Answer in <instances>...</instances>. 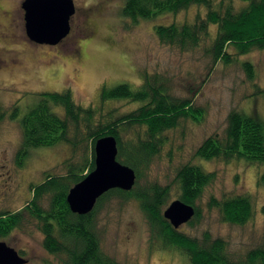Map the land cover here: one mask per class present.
I'll return each mask as SVG.
<instances>
[{
	"label": "rangeland",
	"instance_id": "1",
	"mask_svg": "<svg viewBox=\"0 0 264 264\" xmlns=\"http://www.w3.org/2000/svg\"><path fill=\"white\" fill-rule=\"evenodd\" d=\"M19 1L5 2V7L12 12V22H15L11 27L15 40L8 43V47H25L31 43L35 52L43 51L50 55L46 54L40 62L28 56L24 68L0 73V105L6 110L0 120V212L22 209L32 195V184L41 182L47 172H63L62 163L70 155L68 144L60 142L33 147L23 162H19L20 120L37 106L42 90L71 87L80 102L96 105L101 101L103 84L111 88L126 82L136 88L148 71L169 77L172 91L177 95L191 96L204 114L199 119L191 116L182 118L176 127L166 132L167 141L143 172V179L169 184L171 202L178 198L176 175L183 163L192 161L207 171L216 172L197 201L201 219L194 224L184 223L177 229L198 236L210 230L214 236L227 239L231 252L235 254L264 242V183L260 182L264 162L206 159L196 155L205 138L224 131L232 109L255 116L264 127V92L258 91L253 84L256 82L264 87V48H254L241 54L230 45L228 51L234 54V60L213 63L205 47L216 35L215 24L210 26V34L200 46L186 50L162 43L155 31L158 24L193 20L199 7L193 5L178 13L162 12L135 22L123 15L126 0L111 1L106 12L98 17L94 37L88 35L89 31L82 25V8H93L100 0H74L78 10L71 19L72 31L62 42V49L37 45L28 37L20 19ZM234 3L239 7L243 1L234 0ZM76 37L86 39L88 43V56L80 64L70 59ZM245 61L253 65L255 75L252 79L243 67ZM105 104L117 106L120 111H129L140 105L129 100H111ZM245 193L254 202V215L247 223L223 221L219 209L209 206L212 195L222 198ZM98 216L102 248L122 263L190 264L186 252L163 247L153 240L152 224L139 200L130 199L124 203L118 199L106 200ZM43 239L44 232L38 221L28 212L19 226L0 237L28 258L25 264H60L59 256L44 246Z\"/></svg>",
	"mask_w": 264,
	"mask_h": 264
},
{
	"label": "trees",
	"instance_id": "2",
	"mask_svg": "<svg viewBox=\"0 0 264 264\" xmlns=\"http://www.w3.org/2000/svg\"><path fill=\"white\" fill-rule=\"evenodd\" d=\"M241 1L243 4L236 7L234 0H126L122 11L136 22L162 12L178 13L196 5L200 10L193 20L156 25L158 38L164 44L194 49L203 43L210 34V26L215 24L217 32L205 47L206 52L213 63L219 60L229 63L234 60V54L228 51L230 45L241 54L264 48V0ZM243 67L248 77L254 78L252 63L245 61ZM170 82L169 77L146 71L143 82L136 88L126 82L111 88L103 84L101 101L96 105L80 102L71 87L42 90L37 106L20 120L19 162H23L33 147L60 142L68 144L70 155L62 163L63 172H47L41 182L32 184V195L22 209L0 212V237L19 226L28 212L44 232V246L59 256L60 264H124L102 248L98 215L106 200L118 199L124 203L137 199L152 224L153 240L163 247L186 252L190 264H264V242L235 254L227 239L214 236L210 230L198 236L175 228L163 214L170 203V185L143 179V172L167 141L166 132L176 127L182 118H198L204 114L191 96L174 93ZM253 84L264 92V87ZM111 100H129L140 105L120 111L117 106H106ZM5 114L6 110L0 105V120ZM106 135L116 137L118 161L135 169V185L130 190H108L87 214L74 212L68 193L95 168V143ZM196 155L206 159L264 162L263 123L255 116L232 109L224 131L205 138ZM215 176L216 172L207 171L192 161L178 168L177 197L194 205L196 210L188 221L190 224L201 219L197 201ZM260 182L264 183V172ZM209 206L218 208L222 220L230 223L244 224L254 215V202L246 193L222 198L212 195Z\"/></svg>",
	"mask_w": 264,
	"mask_h": 264
},
{
	"label": "water",
	"instance_id": "3",
	"mask_svg": "<svg viewBox=\"0 0 264 264\" xmlns=\"http://www.w3.org/2000/svg\"><path fill=\"white\" fill-rule=\"evenodd\" d=\"M25 28L28 37L37 42L55 45L71 31V19L76 12L74 0H24ZM118 146L114 135L100 137L95 143V168L68 193L74 212H91L98 198L112 188L130 190L136 182V171L117 159ZM194 205L180 198L164 209V216L175 228L195 215ZM28 258L5 240H0V264H25Z\"/></svg>",
	"mask_w": 264,
	"mask_h": 264
},
{
	"label": "flooded vegetation",
	"instance_id": "4",
	"mask_svg": "<svg viewBox=\"0 0 264 264\" xmlns=\"http://www.w3.org/2000/svg\"><path fill=\"white\" fill-rule=\"evenodd\" d=\"M8 0H0V73L2 71L5 72H12L13 70L17 68H24L26 65V57H31L33 56L34 59L37 62H40L39 60H42L43 58L46 57L47 55H50V53H45L43 51H37L35 52L33 50V46L31 43L25 45V47H8V43L11 41L15 40V32L12 33V28L14 26L15 22H12L13 17H12V12L5 7V2ZM112 0H100L97 2L95 7L93 8H82L83 12V21L82 25L84 28L89 31L88 35H93L96 33L98 29L97 21L98 17L101 16L108 7ZM23 2L24 0L19 1V6L22 11L20 15L21 21H23L25 25V11L23 8ZM77 6H76V12L74 15L77 13ZM73 15V16H74ZM72 16V17H73ZM26 30V28H25ZM72 31V29H71ZM68 34L61 42L55 45H50V44H45V43H37L32 40L33 43L37 45H48V46H53V47H60L62 42L70 36L71 34ZM92 37V36H91ZM31 40V39H30ZM87 40L86 39H80L79 37L73 40V48H74V53L71 55L70 59L73 58L74 62L80 64L82 63L88 56V51H87ZM62 49V47H60ZM55 56V55H54ZM55 57H59L58 55ZM51 60V58H50Z\"/></svg>",
	"mask_w": 264,
	"mask_h": 264
}]
</instances>
